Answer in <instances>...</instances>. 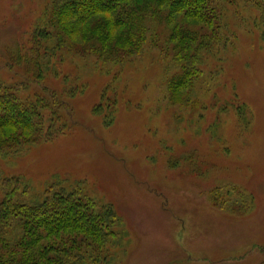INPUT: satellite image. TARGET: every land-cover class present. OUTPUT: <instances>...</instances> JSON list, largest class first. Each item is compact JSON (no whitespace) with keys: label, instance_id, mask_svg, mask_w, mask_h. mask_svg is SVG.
I'll list each match as a JSON object with an SVG mask.
<instances>
[{"label":"rangeland","instance_id":"1","mask_svg":"<svg viewBox=\"0 0 264 264\" xmlns=\"http://www.w3.org/2000/svg\"><path fill=\"white\" fill-rule=\"evenodd\" d=\"M50 1L0 0V84L53 107L0 181L18 176L25 202L62 188L110 207V264H263L264 0H215L223 40L180 100L148 43L113 66L64 54L33 80L11 62Z\"/></svg>","mask_w":264,"mask_h":264},{"label":"trees","instance_id":"2","mask_svg":"<svg viewBox=\"0 0 264 264\" xmlns=\"http://www.w3.org/2000/svg\"><path fill=\"white\" fill-rule=\"evenodd\" d=\"M221 16L215 0H51L11 63L29 64L31 78L41 81L64 54L113 66L141 55L148 43L170 59L175 74L168 89L180 100L203 55L223 40ZM52 108L39 98L22 101L0 84V158L38 142L42 112ZM22 182L0 181V264H110V207L98 211L62 188L25 202Z\"/></svg>","mask_w":264,"mask_h":264}]
</instances>
